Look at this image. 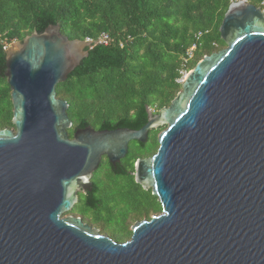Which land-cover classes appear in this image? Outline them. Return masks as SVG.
<instances>
[{"label":"water","instance_id":"obj_1","mask_svg":"<svg viewBox=\"0 0 264 264\" xmlns=\"http://www.w3.org/2000/svg\"><path fill=\"white\" fill-rule=\"evenodd\" d=\"M219 32L226 46L189 70L169 106L148 107L140 129L86 126L73 137L56 87L90 44L59 24L10 44L15 129L0 130V264H264V12L230 3ZM160 127L156 153L132 172L159 214L118 242L69 213L104 157L116 168L131 141Z\"/></svg>","mask_w":264,"mask_h":264},{"label":"trees","instance_id":"obj_2","mask_svg":"<svg viewBox=\"0 0 264 264\" xmlns=\"http://www.w3.org/2000/svg\"><path fill=\"white\" fill-rule=\"evenodd\" d=\"M261 1L250 3L259 7ZM229 4L228 0H0V130L15 129L5 42L22 41L51 24H59L70 39L97 38L107 32L114 41L89 49V55L56 87L57 97L69 103L73 126L68 133L73 137L76 128L86 126L140 129L147 122L148 107L158 112L181 91L177 80L187 49L197 44L187 65L191 70L205 55L226 46L219 27ZM128 35L131 40L120 47L119 39ZM164 128L151 130L146 143L131 141L117 165L120 170L104 157L96 171L102 176L96 180L93 175L90 197H81V213L75 210L81 200L69 213L76 212L101 233L114 219L116 226L122 225V234L113 232L110 237L118 242L131 238L136 221L159 214L157 196L143 189L132 172L138 158L156 153Z\"/></svg>","mask_w":264,"mask_h":264},{"label":"built area","instance_id":"obj_3","mask_svg":"<svg viewBox=\"0 0 264 264\" xmlns=\"http://www.w3.org/2000/svg\"><path fill=\"white\" fill-rule=\"evenodd\" d=\"M229 3H235V2H239L242 0H228ZM245 3H250V0H243ZM262 11L264 12V0L261 1L260 6H259ZM201 36V33H199L197 35V38H199ZM131 36H125L121 39H119L118 41V45L120 47H124L125 43L129 40H131ZM86 42H88L90 44L89 49H92L94 46L98 45V44H102V45H109L111 44L114 40L113 38H111V36L107 33V32H102L97 38H92V37H86L84 39ZM10 44L8 43H4V50H7L9 48ZM197 48V44H193L189 49H187L186 51V55L183 57V65H182V69L180 70V75L181 77L177 80L179 83L182 84L184 78L186 77L187 73L189 72V70L187 69V65L189 64V61L192 60L193 56H194V51Z\"/></svg>","mask_w":264,"mask_h":264},{"label":"rangeland","instance_id":"obj_4","mask_svg":"<svg viewBox=\"0 0 264 264\" xmlns=\"http://www.w3.org/2000/svg\"><path fill=\"white\" fill-rule=\"evenodd\" d=\"M152 111H154L155 113L157 112L155 109H152V108H150ZM99 172L100 171H98L97 173L95 172L94 173V179L96 178V180H97V176H102L101 174H99ZM99 179V178H98ZM83 199L81 200V203L80 204H78V207H77V211L79 212V213H81L80 211H82V209H83V206H84V204H82L83 202ZM90 218V217H89ZM105 218H107V215H105L104 217H103V219L102 220H104L105 222L107 221V219H105ZM90 220H91V218H90ZM111 223H113V224H111L110 226H107V227H105L104 228V231H105V233H107V235H111L113 232L114 233H118V234H120L121 233V231L120 230H122V228H121V226L122 225H120V226H116V223H115V221H114V219H111ZM96 228H98V227H96ZM99 229V228H98ZM122 234V233H121Z\"/></svg>","mask_w":264,"mask_h":264},{"label":"flooded vegetation","instance_id":"obj_5","mask_svg":"<svg viewBox=\"0 0 264 264\" xmlns=\"http://www.w3.org/2000/svg\"><path fill=\"white\" fill-rule=\"evenodd\" d=\"M116 170H120L119 167H117ZM92 178H93V177H92ZM91 180H92V179H91ZM92 191H93V190H92ZM92 191H86V192H84V191H79V193H78V195H79V202H80L82 196H85V197H87V198L90 197ZM79 202H78V203H79ZM78 203H77V204H78ZM77 204H76V205H77ZM76 205H75V206H76ZM75 206H74V207H75ZM73 209H74V208H73ZM73 209H72V210H73ZM72 210H71V211H72ZM71 215H72V214H71ZM74 216H79V217L82 218V216L77 215V214H75ZM82 219H83V218H82ZM83 221H84V220H83ZM84 222L87 223V224H89V223L86 222V221H84ZM89 225L92 226L91 224H89Z\"/></svg>","mask_w":264,"mask_h":264}]
</instances>
